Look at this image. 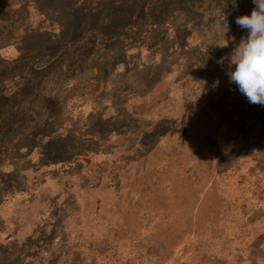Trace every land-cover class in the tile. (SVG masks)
Returning a JSON list of instances; mask_svg holds the SVG:
<instances>
[{
	"label": "rangeland",
	"instance_id": "1",
	"mask_svg": "<svg viewBox=\"0 0 264 264\" xmlns=\"http://www.w3.org/2000/svg\"><path fill=\"white\" fill-rule=\"evenodd\" d=\"M254 7L0 0V264H264Z\"/></svg>",
	"mask_w": 264,
	"mask_h": 264
},
{
	"label": "clouds",
	"instance_id": "2",
	"mask_svg": "<svg viewBox=\"0 0 264 264\" xmlns=\"http://www.w3.org/2000/svg\"><path fill=\"white\" fill-rule=\"evenodd\" d=\"M252 3L255 7L251 14L238 16L235 21L247 30V36L226 57L230 69L234 66L228 76L250 104L264 106V0H252Z\"/></svg>",
	"mask_w": 264,
	"mask_h": 264
}]
</instances>
